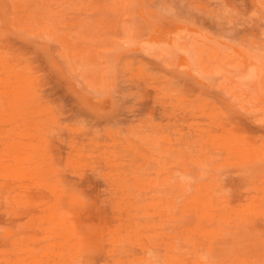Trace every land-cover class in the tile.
Listing matches in <instances>:
<instances>
[{
  "label": "rangeland",
  "instance_id": "1",
  "mask_svg": "<svg viewBox=\"0 0 264 264\" xmlns=\"http://www.w3.org/2000/svg\"><path fill=\"white\" fill-rule=\"evenodd\" d=\"M0 264H264V0H0Z\"/></svg>",
  "mask_w": 264,
  "mask_h": 264
}]
</instances>
